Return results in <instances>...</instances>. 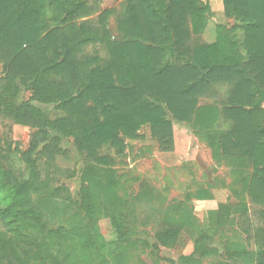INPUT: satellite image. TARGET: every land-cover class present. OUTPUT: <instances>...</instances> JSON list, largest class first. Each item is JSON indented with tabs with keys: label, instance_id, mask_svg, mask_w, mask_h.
I'll use <instances>...</instances> for the list:
<instances>
[{
	"label": "trees",
	"instance_id": "obj_1",
	"mask_svg": "<svg viewBox=\"0 0 264 264\" xmlns=\"http://www.w3.org/2000/svg\"><path fill=\"white\" fill-rule=\"evenodd\" d=\"M201 1L124 0L112 36L106 27L112 10L87 19L94 10L86 0H0V115L33 128L22 153L33 169L38 156L52 159L62 152L63 139H73L86 162L80 208L89 222L96 212L109 214L119 200L99 150L110 146L123 153L125 141L139 138L145 125L168 150L172 120L200 133L213 156L250 164L246 193L254 216L264 221V0H222L225 15L241 22L243 38L233 40L218 26L211 43L199 34L211 14ZM89 42L103 45V62L81 54ZM217 85L224 87L222 97ZM22 88L31 95L17 101ZM208 96L216 104L199 103ZM41 105H52L63 116L51 118ZM4 174L0 166V224L6 231H46L47 252L56 246L63 262L76 259L77 264L91 261V250L120 247L81 223L47 227L44 221L59 219L58 202L69 197L59 199L57 187L35 202L32 193L45 182L34 170L28 181L10 185L2 181ZM238 221L245 243L235 242L219 264H264V224L252 226L246 211ZM122 256L117 254L115 264H123ZM190 257L183 256V262H192ZM0 263L21 264L14 247L2 240Z\"/></svg>",
	"mask_w": 264,
	"mask_h": 264
},
{
	"label": "rangeland",
	"instance_id": "obj_2",
	"mask_svg": "<svg viewBox=\"0 0 264 264\" xmlns=\"http://www.w3.org/2000/svg\"><path fill=\"white\" fill-rule=\"evenodd\" d=\"M123 1L86 0L94 10L87 19L97 20L102 11L112 10L106 18V27L112 36H116V21L122 12ZM201 2L206 3L205 0ZM216 15L233 40L243 38L238 19L225 15L224 8ZM81 54L98 57L100 62L107 57L103 45L94 42L85 44ZM3 73L0 64V77ZM223 88V85H217L221 97ZM30 95L31 92L22 88L17 101ZM199 103L215 102L208 96L201 98ZM41 107L51 118L63 116L52 105ZM167 118L171 116L167 114ZM172 123L173 146L168 150L152 137L147 125L139 130V138L125 141L123 153L110 146L99 150L105 157L102 166L113 173L119 200L111 204L109 214L96 212L92 222L80 208L81 189L85 185L81 177L86 162L80 157L72 138L63 139L60 143L62 152L52 159L47 155L38 156L33 169L22 158L33 128L0 115V166L6 170L2 181L9 185L14 180L18 183L28 181L34 170L38 181L45 182L32 193L35 202L37 195L46 196L57 187L59 199L69 197L64 204L58 202L59 219L44 221L42 218L47 227L53 229L62 224L69 227L70 223H81L84 229L95 227L105 243H120L118 249L108 253L98 249L89 251L91 261L87 264H115L119 253L123 255V264H219L229 258L235 242L245 243L246 234L241 230L239 214L248 212L252 226L264 224L254 216L256 210L246 193L252 168L247 161L239 166L237 162L213 156L204 137L194 128L174 120ZM39 210H43L42 206ZM112 216L118 219L116 223ZM168 218L172 221H167ZM169 226L178 231L173 233ZM46 233L31 230L14 233L6 231L0 224V240L14 247L21 264H77L76 259L63 262L66 257L63 253L57 255L56 246L49 254ZM189 255L192 262L184 263L182 257Z\"/></svg>",
	"mask_w": 264,
	"mask_h": 264
},
{
	"label": "crops",
	"instance_id": "obj_3",
	"mask_svg": "<svg viewBox=\"0 0 264 264\" xmlns=\"http://www.w3.org/2000/svg\"><path fill=\"white\" fill-rule=\"evenodd\" d=\"M205 1L210 7L211 14L206 15V23L201 29V32L199 34L204 42L211 43L215 41L218 35V32H219L217 29L218 26L222 27L221 29L222 32H226L228 33V35H230V32L229 30H227V28L224 25L218 22V18L216 15V12L223 10L222 0H205Z\"/></svg>",
	"mask_w": 264,
	"mask_h": 264
}]
</instances>
